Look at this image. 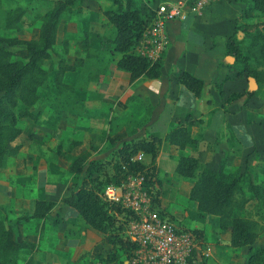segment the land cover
Instances as JSON below:
<instances>
[{
    "label": "crops",
    "instance_id": "obj_1",
    "mask_svg": "<svg viewBox=\"0 0 264 264\" xmlns=\"http://www.w3.org/2000/svg\"><path fill=\"white\" fill-rule=\"evenodd\" d=\"M158 1L131 0V3L140 6L141 13L146 14ZM181 1L189 3L193 0ZM97 2L108 5V0ZM95 7L91 10L99 13ZM244 7L245 4L239 0H213L190 9L183 20L168 21L165 24L168 44L159 58L162 75L158 78L140 76L130 81L128 72L117 67L112 60L102 67L94 81H88L92 83L88 88L91 95L71 98L69 107L65 103L54 110L51 109L52 102L47 99L42 109L34 104L29 107L33 113L39 114L37 120H21V132L13 142L20 144L18 153L14 155L17 158L8 157L0 169V176L7 177L6 185L0 183V188L6 189L3 199H0L4 204L0 206L3 207L0 208V216L12 225L15 240L33 245L19 252L27 260L26 264H123L124 261H100L97 254L105 256L111 249L104 240V234L87 226L72 207L60 201L70 193L77 180V175L70 173L68 167L76 157L87 162L112 151L121 141L151 135L163 137L182 122L186 114L201 120L189 128L190 135L196 140L195 148L177 149L162 139L153 165L155 176L160 181L159 207L177 228L199 232L200 248L194 253L192 264H247L249 250L264 247V231L252 245L229 246L228 230L219 229L217 217L199 213L195 202L188 198L192 181L174 172L179 155L194 156L200 164L216 171L219 168L229 171L231 167L243 169L250 164L255 170L256 165L264 163V153L256 156L254 152L256 147L261 150L260 142L264 143L261 138L264 133L261 111L264 106L259 104L256 108L258 116H254L251 109L255 107L249 101L250 97L245 104L242 96L225 102L230 93L243 92V82L247 88L251 83L248 84L244 78L221 81L234 71L233 57L225 53L224 44L226 37L233 33ZM245 13L254 15L255 12ZM105 22L103 18L104 26ZM101 31L93 38V46L88 38L89 48H98L103 29ZM181 71L203 81L197 98L179 83ZM62 82L66 84L64 80ZM216 84H221L223 96L219 95ZM107 136L116 142L110 144ZM71 141L78 143L67 150L66 146ZM51 142H55L52 151L64 144L60 149L61 155L56 159L62 163L60 167L64 175L57 174L55 168L59 164L50 157L39 166L38 174L32 173V177H28L29 188L19 186L17 189V177L28 174L33 165L27 156L22 160L24 152L28 148L49 152L47 146ZM256 158L259 160L254 161ZM142 160L149 162L147 156ZM36 199L51 200L54 205L41 219L17 220L19 216L31 214ZM259 264H264V256Z\"/></svg>",
    "mask_w": 264,
    "mask_h": 264
},
{
    "label": "trees",
    "instance_id": "obj_2",
    "mask_svg": "<svg viewBox=\"0 0 264 264\" xmlns=\"http://www.w3.org/2000/svg\"><path fill=\"white\" fill-rule=\"evenodd\" d=\"M82 1L54 0L48 13L40 18L35 39L0 36V169L5 166L6 159L16 155L20 149V144H13L21 132L19 122L23 119L37 120L39 114L33 113L29 107L37 101L38 89L44 85L47 75L52 72V81L56 87H69L62 82L63 74L82 65L81 57H75L71 63H67L54 52L61 16L75 5L81 7ZM108 1L113 7L102 10V14L109 32L101 35L98 48L92 52L87 35L83 33L79 46L84 56H92L94 61L105 56L103 67L109 61L115 60L117 67L128 72L130 81L140 76L150 79L160 77V59L150 62L133 52V46L143 31L141 10L133 6L131 0ZM239 1L245 4L243 14L237 18L234 31L226 37L224 44L225 53L233 57L234 71L226 74L221 81L251 77L256 84H260L264 82V20L248 21L250 15L245 12L254 11V15L264 18V0ZM18 19V15L11 21L8 19L7 25ZM238 33L241 36H238ZM62 42L65 45V41ZM12 45H23L22 59H12L10 50L6 48ZM53 55H57L55 63L49 68H44L43 62L52 59ZM178 81L195 98L199 96L203 87L201 79L181 71ZM215 86L219 95L223 96L221 84ZM243 94L245 104L253 92H232L225 102ZM195 123H201V120L186 114L183 121L178 122L163 137L151 135L147 138L121 141L112 150L113 157L116 158L112 163L109 159L97 158L84 162L80 157L74 158L70 163L68 171L76 174L77 180L72 184L70 193L60 201L72 207L87 226L104 234V240L111 249L105 256L97 254L100 261L122 263L130 258L135 248V244L129 241L124 233V226L131 218V213L120 205L103 199L104 187L119 182L126 175L142 174L143 184L148 188L150 195L151 208L164 215L163 209L159 207L160 181L155 176L154 157L162 139L177 149L195 148L196 140L190 135L189 129ZM107 141L110 144L116 142L109 136ZM77 143L69 142L66 149L69 150ZM60 147L61 145H58L56 152L60 151ZM137 153H141L142 157L147 156L149 162L144 163L142 158L134 159ZM107 168L112 170L110 175H107ZM255 171L257 173L250 172L253 176L246 169L239 173L224 171L222 168L216 171L200 164L197 158L191 155H179L174 165L176 174L192 181L188 198L195 202L197 211L216 216L219 229L228 230V244L234 248L252 245L264 230L261 228V222H264V177L257 179V175L263 174L264 164L256 165ZM249 201L252 204L247 211ZM53 205L51 200L36 199L31 214L19 216L17 220L41 219ZM189 231L199 239L197 230ZM31 247V243L15 240L12 225L0 216V264H15L19 252ZM263 256L264 247H253L247 255V264H259Z\"/></svg>",
    "mask_w": 264,
    "mask_h": 264
},
{
    "label": "rangeland",
    "instance_id": "obj_3",
    "mask_svg": "<svg viewBox=\"0 0 264 264\" xmlns=\"http://www.w3.org/2000/svg\"><path fill=\"white\" fill-rule=\"evenodd\" d=\"M53 1L54 0H0V36L15 37L18 39H35L37 36V30H38V24L40 18L48 13ZM83 1L81 3V7L75 5L68 12L64 13L61 16L58 22L55 43H54V52L58 56L62 57L65 62L71 63L75 57H81L82 65L77 67L73 72H66L63 75L62 80H64L69 87H62V88L56 87L52 81L53 78L52 72H50L47 75L44 85H42L38 89V99H37L38 104L37 102L34 104V106L35 105L39 106L41 109L44 107L45 99L50 100L52 102L51 109L54 110L58 108L60 104L67 103L66 106L69 107L71 98L85 97L91 95L89 94L90 89L88 90V88L92 87V83L90 82L96 79V77L99 75L103 67L105 56H102L99 60H95V61L92 56H84L83 52L80 50L79 40L83 37V33H86L87 40L89 38L90 40L89 43L90 45L93 46L94 44L93 38L97 37L100 34L99 31L103 29V33L108 34L109 29L107 28V24L106 26L102 24V19L104 18V15L102 14V10L113 7V5L111 4L110 1H108V5H104L102 2H97V0H85L84 1L85 3H83ZM94 7L96 11L99 10L100 12L99 13L93 12L91 9H93ZM138 8H140V6H138ZM17 15L19 19L15 20L10 25H7V20L10 19L11 21ZM99 15L102 17V19L99 17ZM257 20H264V18L263 17L260 18L257 14L250 15L248 18V21L251 22H255ZM62 41H65V45L63 44ZM6 48L10 50L12 59L23 58V54H24L23 45L6 46ZM89 49L90 52L94 50L92 47ZM57 55H53L52 59L44 61L43 62L44 68L47 67L49 68L50 65H53L55 63ZM243 78L244 81L249 82L248 84L251 83V87L247 88L246 87L247 84L243 82L242 86L245 87H242V90L243 92H247L251 88L253 94H251L249 101L253 103V108L255 107V109H251V111L254 116H258L256 114L258 111L256 108L259 106V104H262L261 106H264V82L260 84H256L251 77H243ZM242 97H244V94L242 95ZM18 109H20V107H18ZM261 112L264 115V110ZM41 120H44V118H42ZM259 121L263 122L262 120ZM20 124L21 121L19 122V126ZM261 138H263L262 142H264V133L261 134ZM54 143L55 142H51V144L47 146L48 151L52 153L45 152L42 149L40 150L37 148H31V149L28 148L24 152V155L22 156V160L24 159L26 160V156H27L29 157L30 163L33 165L29 168L28 174L25 172L26 173L25 175L23 176L19 175L17 177L18 180L17 189L19 186H24V187L28 186L29 188L30 181L28 180V177H32L30 176L32 173L38 174L39 166H42L45 159L47 158L49 159L51 157L52 160L55 163H57V165L59 164L56 159H57V155H61V153L60 151L57 153L56 150L52 151V148L55 145ZM63 146L64 144L61 145L60 149ZM259 147L261 148L260 151L259 148L257 147L254 151L256 152V156L264 153V143L260 142ZM20 155H22V153H20ZM99 155H97L98 157L95 158L106 159V160L109 159L110 163H112L116 159L115 157H113L111 150L102 153L100 156ZM14 157L17 158V156ZM256 160L257 158L254 161ZM61 164L62 163L60 162L58 168L54 167L55 171L60 176L64 175V173L62 172L64 170L61 169L60 167ZM250 165H246L243 169H246V171H248L249 173L250 172L257 173ZM107 166H109V164ZM107 169H108L107 175H110L112 173V170L110 168ZM243 169H240L239 167H231L229 172L239 173ZM262 175L263 176H261L260 174L257 175V179H261L264 177V171ZM251 176H253V174H251ZM23 180H24V184L22 183ZM6 181H7L6 176H0V183L2 182L4 183V185H6ZM243 187H245V184H243ZM5 192L6 189L4 187L0 188L1 200L4 197ZM251 204H252L251 201L247 203L246 206L247 211H249ZM1 205L4 204L0 202V206ZM237 213L241 215H245L242 212H237ZM261 228H264V222H261ZM191 260H189L190 261L189 264H192ZM26 261L24 257L21 256V254H19L16 258L15 264H26L25 263Z\"/></svg>",
    "mask_w": 264,
    "mask_h": 264
},
{
    "label": "built area",
    "instance_id": "obj_4",
    "mask_svg": "<svg viewBox=\"0 0 264 264\" xmlns=\"http://www.w3.org/2000/svg\"><path fill=\"white\" fill-rule=\"evenodd\" d=\"M213 0H160L143 14V31L133 46V52L150 62L160 58L168 44L165 24L183 20L190 9L199 8ZM141 153L134 159L140 160ZM142 174H129L117 183L104 187L102 197L131 213L124 233L135 248L123 264H186L199 250L196 235L177 228L164 214L151 208L148 188ZM203 254V253H202Z\"/></svg>",
    "mask_w": 264,
    "mask_h": 264
},
{
    "label": "water",
    "instance_id": "obj_5",
    "mask_svg": "<svg viewBox=\"0 0 264 264\" xmlns=\"http://www.w3.org/2000/svg\"><path fill=\"white\" fill-rule=\"evenodd\" d=\"M251 90V89H250Z\"/></svg>",
    "mask_w": 264,
    "mask_h": 264
}]
</instances>
